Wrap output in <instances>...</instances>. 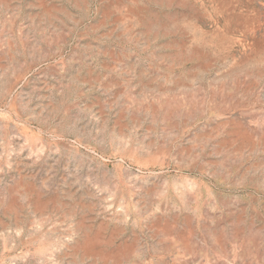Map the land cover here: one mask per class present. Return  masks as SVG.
Masks as SVG:
<instances>
[{
  "label": "rangeland",
  "instance_id": "374dc122",
  "mask_svg": "<svg viewBox=\"0 0 264 264\" xmlns=\"http://www.w3.org/2000/svg\"><path fill=\"white\" fill-rule=\"evenodd\" d=\"M0 264H264V0H0Z\"/></svg>",
  "mask_w": 264,
  "mask_h": 264
}]
</instances>
